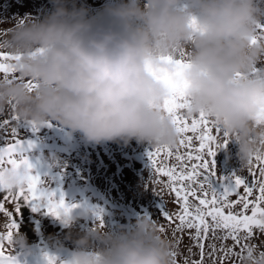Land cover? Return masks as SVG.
Wrapping results in <instances>:
<instances>
[{"label": "clouds", "instance_id": "9594fccd", "mask_svg": "<svg viewBox=\"0 0 264 264\" xmlns=\"http://www.w3.org/2000/svg\"><path fill=\"white\" fill-rule=\"evenodd\" d=\"M49 4L39 18L17 17L0 30V52L16 57L6 61L13 74L0 77V114L11 112L33 126L55 122L86 143L175 147L177 131L159 107L169 89L155 76L176 71L162 57L182 58L185 114L203 112L227 133L239 169L264 152V122H257L264 109V40L252 43L264 27V0H108L97 17L77 0ZM59 161L54 153L46 157L53 167ZM0 183L19 190L26 174L4 164ZM91 211H68L62 219L72 224ZM65 240L72 244L67 255L45 253L46 264L174 261V242L149 215L114 231L97 217L86 232ZM5 243L9 254L29 248L23 233L13 232ZM241 264H264V255L253 248Z\"/></svg>", "mask_w": 264, "mask_h": 264}, {"label": "rangeland", "instance_id": "374dc122", "mask_svg": "<svg viewBox=\"0 0 264 264\" xmlns=\"http://www.w3.org/2000/svg\"><path fill=\"white\" fill-rule=\"evenodd\" d=\"M107 2L108 0H77V5H83L88 16L97 17ZM50 7L49 0H0V30L6 31L17 17L39 18ZM9 113L0 114V119L10 118ZM184 115L187 116L185 112ZM16 132L24 146V158L30 165L26 170L27 174L41 178L42 191L53 192L56 198L62 196L71 215L84 209L92 211L79 217L74 223L67 224L62 215L54 216L48 212L46 197L25 205L21 202L19 215H15L14 203L5 202L6 210L13 213L17 225L13 232L23 233L29 245L27 252L13 249L9 254L4 242L2 259L5 264H46L43 259L45 253L55 254L62 259L72 248L71 241L65 240V236L71 233L75 237L76 234L86 232L97 223V217L107 230L114 231L120 226L131 224L141 215H149L157 222L158 227L164 226V235L174 242V225H169L159 211L162 206L169 213L177 211L175 196L163 189L161 184H153L149 180L151 170L147 153L154 148L146 143L138 144L135 140L128 143H86L79 133H69L55 122L42 126L19 122ZM219 139L221 142L223 137ZM8 142H12L10 128L7 132L0 131V146ZM52 153L60 158L54 167L46 162V157ZM235 153V144L228 141L223 148L216 149L215 155L211 157L216 173L212 177L214 187L221 186L220 177L224 178L223 184L226 185L234 173L249 176L248 168L239 169ZM168 163L173 164L175 161L170 159ZM21 170L25 173V169ZM161 179L167 180L166 177ZM239 191L242 193V188ZM3 195L0 194V199ZM230 199H236V196L233 195ZM7 223L8 217L0 212V233L7 231ZM187 231L176 234L182 237L179 245L174 242L177 264H184L185 258L189 262L200 259V250L192 246ZM223 235V232H217L218 237ZM243 236L244 233H241L240 245H235L230 238L206 241L204 264H213V260L215 264H221L222 246L232 248L234 253L240 252L243 244L256 245L258 250L264 251V232L254 229L253 236L248 240H244ZM209 243L215 244L217 249L213 257L207 255L210 251L207 247ZM56 245L62 247L57 249ZM190 247L191 253L188 251ZM241 262L236 255L223 260V264Z\"/></svg>", "mask_w": 264, "mask_h": 264}, {"label": "snow or ice", "instance_id": "6c2138e0", "mask_svg": "<svg viewBox=\"0 0 264 264\" xmlns=\"http://www.w3.org/2000/svg\"><path fill=\"white\" fill-rule=\"evenodd\" d=\"M191 23L194 25L195 22ZM259 31L261 35L253 38V44L258 40H264V27ZM13 59L16 57L0 52V77L13 74L6 63ZM161 59L176 66L173 74L164 73L155 78L161 80L169 89V96L159 107L171 119L179 139L175 147H156L148 151L151 170L149 180L153 184H161L163 189H167L175 196L177 211L169 213L164 206L159 211L169 225H174L172 232L175 245H179L182 240V237L176 234L188 230L187 235L192 241V246L200 250L199 260L189 262L188 258H185L184 264H204L206 241L230 238L235 245H240L241 233H244L243 239L248 240L253 236L254 229L264 232V152H258L250 159L247 167L248 177L234 173L226 185L223 184L224 178L220 177L221 186L214 187L212 177H215L216 173L211 157L215 155L216 149L223 146L219 139L221 136L224 138L223 144L228 142L227 133H222L203 112L198 116L184 115L188 102L183 70L187 64L182 58L162 57ZM26 86L32 88L35 85L27 81ZM9 116L10 118L0 119V131L7 132L10 128L12 141L0 146V166L9 164L25 169L26 183L19 190L0 183V194H4L0 199V212L8 217L7 231L0 233V264H5L2 259L4 242L11 237L17 227L13 213L6 210L5 202L15 204V215H19L22 204L35 202L41 197L47 198L48 212L52 215L61 216L69 211L62 196L56 198L55 193L42 191L41 178L27 174L26 170L30 165L24 158V146L17 138L16 132L19 121L11 112ZM257 122H264V109L258 113ZM261 144H264V139L261 140ZM170 159L175 163L169 164ZM162 177H166L167 180L164 181ZM241 188L242 193L239 191ZM233 195L236 199H230ZM159 230L164 232V226L161 225ZM217 232H223L224 235L218 237ZM207 247L210 249L207 255L213 257L217 251L215 244L209 243ZM253 248H256V245L243 244L240 252L234 253L232 248L222 246L221 264L231 255H236L243 261L245 253L248 256L252 255ZM188 251L191 253V247ZM172 255L173 264H177L175 260L177 252L173 251ZM261 255H264V251H261Z\"/></svg>", "mask_w": 264, "mask_h": 264}]
</instances>
